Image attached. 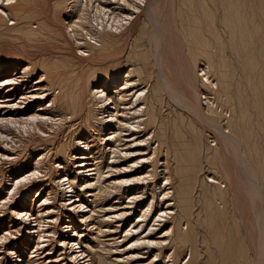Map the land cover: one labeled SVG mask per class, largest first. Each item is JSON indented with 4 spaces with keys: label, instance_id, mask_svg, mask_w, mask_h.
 I'll list each match as a JSON object with an SVG mask.
<instances>
[{
    "label": "bare ground",
    "instance_id": "1",
    "mask_svg": "<svg viewBox=\"0 0 264 264\" xmlns=\"http://www.w3.org/2000/svg\"><path fill=\"white\" fill-rule=\"evenodd\" d=\"M0 264H264V0H0Z\"/></svg>",
    "mask_w": 264,
    "mask_h": 264
}]
</instances>
